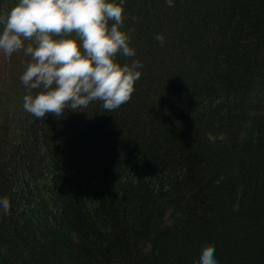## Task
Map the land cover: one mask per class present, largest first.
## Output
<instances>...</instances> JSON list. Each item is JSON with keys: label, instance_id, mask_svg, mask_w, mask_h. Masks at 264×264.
<instances>
[{"label": "trees", "instance_id": "obj_1", "mask_svg": "<svg viewBox=\"0 0 264 264\" xmlns=\"http://www.w3.org/2000/svg\"><path fill=\"white\" fill-rule=\"evenodd\" d=\"M123 8L142 67L115 109L38 118L30 55L0 52V264H264V0Z\"/></svg>", "mask_w": 264, "mask_h": 264}, {"label": "clouds", "instance_id": "obj_2", "mask_svg": "<svg viewBox=\"0 0 264 264\" xmlns=\"http://www.w3.org/2000/svg\"><path fill=\"white\" fill-rule=\"evenodd\" d=\"M172 6L174 0H165ZM124 0H15L0 14V52L23 49L30 55L20 80L29 89L23 107L41 118L65 110L82 111L93 100L115 109L127 102L141 76L142 61L121 64L115 55L134 56L123 24ZM109 21H113L109 23ZM75 33V36L68 34ZM163 42L164 36L155 37ZM31 42L25 45V40ZM210 140L222 138L208 133ZM11 201L0 196V212L8 214ZM196 264H219L215 254L202 251Z\"/></svg>", "mask_w": 264, "mask_h": 264}]
</instances>
